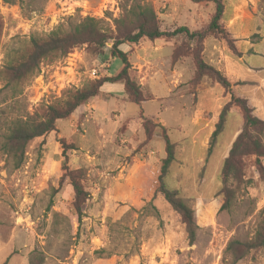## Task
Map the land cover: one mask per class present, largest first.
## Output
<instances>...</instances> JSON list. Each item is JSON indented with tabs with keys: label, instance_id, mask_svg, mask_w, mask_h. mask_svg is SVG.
I'll use <instances>...</instances> for the list:
<instances>
[{
	"label": "rangeland",
	"instance_id": "rangeland-1",
	"mask_svg": "<svg viewBox=\"0 0 264 264\" xmlns=\"http://www.w3.org/2000/svg\"><path fill=\"white\" fill-rule=\"evenodd\" d=\"M132 1L150 3L165 30L203 27L214 10V5L205 1ZM121 2L20 0L8 4L0 0V66L10 50L26 46L32 36L45 34L59 24L68 28L89 15L103 18L113 28V19L121 13ZM223 2L227 25L231 18L238 17L244 18L251 29L257 23L264 29V0ZM206 38L208 44L216 45V40L219 43L215 36ZM183 39L177 35L157 40V44L166 46H161L162 58L149 55V49L142 45L137 49L136 44L123 46L129 49L131 70L136 71L140 84L151 93L152 86L156 87L158 96L135 103L121 89L103 85V95L57 120L54 130L30 140L18 168L7 160L2 148L7 120L25 112L33 114L66 88H77L88 80L116 73L121 62L109 55L111 41H107L102 54H97L93 45L81 44L54 61L40 62L37 73L22 86L17 98H8L10 88H0V264H30L37 256L30 255L33 250L42 256V264H264V250L250 251L236 262L226 250L232 239L252 236L258 216L264 212V180L258 177L253 156L245 159L246 175L252 183L239 184L233 204L219 210L220 169L225 151L240 128V115L236 111L227 114L217 140L212 141L210 134L213 120L229 94L207 77L192 92L187 82L193 64L188 58L180 61L183 75L177 83L171 78L142 83L143 76L134 67L146 63L149 69L158 62L162 71L167 70L169 52ZM258 39V33L250 35L251 41ZM223 56L229 77H260V73L250 72L241 58L228 52ZM206 61H210L207 56ZM237 88L251 98L256 113L264 117V83L255 87L252 96L248 85L238 84ZM158 116L168 129L163 130L154 121ZM143 117L155 123L151 140L144 135ZM210 118L211 125L206 127L204 120ZM163 131H168L170 140L176 142L164 184L176 190L193 209L197 227L192 242L166 202L160 197L150 201L139 187L132 186L131 178L142 163L159 165L164 157ZM62 139L72 144L67 150L68 167L83 170L82 184L88 191L79 223L72 187L69 179L62 176Z\"/></svg>",
	"mask_w": 264,
	"mask_h": 264
},
{
	"label": "trees",
	"instance_id": "trees-1",
	"mask_svg": "<svg viewBox=\"0 0 264 264\" xmlns=\"http://www.w3.org/2000/svg\"><path fill=\"white\" fill-rule=\"evenodd\" d=\"M3 1L14 4L20 0ZM121 1V13L113 19V28L103 18L87 15L79 18L68 28L59 24L45 34L34 35L26 46L12 49L7 53L0 66V88H10L9 99L20 96L22 86L37 73L40 62H51L63 57L77 45H93L96 53L102 54L107 41H111L109 55L121 62L116 73L88 80L77 88H66L62 95L41 105L33 114L25 112L9 118L2 144L7 160H12L13 166L18 168L23 162L25 146L30 140L54 130L57 120L69 117L79 106L99 96L104 83H121L123 91L131 97L132 102L150 100L153 94L138 81L136 71L131 70L133 68L128 58L129 49L124 50L122 47H130L140 41L155 42L163 37L181 35L184 39L174 46L167 56L169 67H173L183 58H188L193 64V72L187 82L192 92L202 78L207 77L220 84L229 94L228 101L220 107L218 115L213 120L210 139L217 140L230 110L237 111L241 117L240 128L225 151L220 169L222 186L217 195L222 198V204L219 210L228 209L236 198L238 185L243 183L247 186L252 183V178L246 175L248 165L245 159L247 157H254L253 164L258 177L264 180V141L262 139L264 119L254 113L249 99L237 90L235 86L238 82L232 84L221 70L206 62L203 57V40L208 36L218 38L223 50L238 57L242 55L240 39L234 37L224 19L223 0H190L195 3L210 2L214 5L207 24L193 29L178 26L173 30L162 29L161 20L150 3ZM1 25L0 19V29ZM5 101L6 98L3 102ZM142 120L146 140H151L155 123L146 117ZM162 129L165 130V128ZM162 138L164 157L161 158L160 164L142 163L131 178L132 186L139 187L150 201L160 197L166 202L184 224L186 236L189 242H192L197 227L193 209L176 190L169 189L164 184V177L174 160L176 142L170 140L168 131H163ZM60 143L63 157L62 176L69 179L72 187V203L79 223L82 218V204L88 196V191L82 184L84 172L81 168L69 169L67 150L72 148V144L63 139ZM226 250L230 252L233 262L242 259L250 251L264 250V212L259 214L252 236L246 240L232 239ZM30 255L38 256L35 261L30 260V264H42L43 258L40 253L33 250Z\"/></svg>",
	"mask_w": 264,
	"mask_h": 264
},
{
	"label": "crops",
	"instance_id": "crops-1",
	"mask_svg": "<svg viewBox=\"0 0 264 264\" xmlns=\"http://www.w3.org/2000/svg\"><path fill=\"white\" fill-rule=\"evenodd\" d=\"M231 10L232 9H230V11ZM229 21L230 22H229L228 26H229L231 33L234 35L235 38L240 39V49H241L242 55L239 58H241L242 60H244V62L247 63V66H248L247 69L250 72H252V73L256 72L258 74L260 73L261 74L260 77H258V79L257 78H247V77H243L240 75H238V77L236 79L229 77L227 74V72H229V70L227 68H225V66H223V61H224L223 53L227 52V51H225L221 48V46L219 45L217 40H216V45H215V43H212V42L210 44H208L207 38L204 39V41H203L204 48L202 51L203 57L206 61V56H207L210 61H206V62L213 65L217 69L221 70L223 72V74L228 78V80L232 84L238 82V84H241V86L248 85L249 87H251V89L249 91V95L252 96L254 94L255 87H257L259 85V83H264V29H262L263 27H258V23L255 24L254 27L251 29V27H249V24L244 20V18L234 17V18H231ZM263 26H264V24H263ZM253 33L259 34L258 40H256V41L250 40V35ZM139 45H142V47L144 49H149V55L154 56V57H158V58H162V56H159V53H161V50H160L161 46L163 45L164 47H166L164 43H161V45H159V44H157L156 41L154 43L152 42V44H151V42H149L148 44H145L144 42H139L138 44H136L134 46V47H136L135 49H137V47ZM207 51H210V53L208 55H206ZM142 52L143 51L139 50L140 54H142ZM229 54H231V53H229ZM166 55H168V53ZM166 55L163 54V56H166ZM231 55H233V54H231ZM233 56H235V55H233ZM236 57H238V56H236ZM145 62L150 63L152 61L147 60ZM145 65H146V63H144V64L139 63L137 66L136 65L134 66V67L138 68L137 69L138 72L141 73L143 76V77H141L142 83L147 84L146 82L149 80L156 82L155 80L157 78L160 80H162V78H163V80L165 79L164 81H166V79L171 78L170 81H172V82L175 81L176 83L179 80L181 81L183 73L180 72V65H181L180 61H178L172 69L168 68L165 71L164 70L162 71L160 69L158 62L156 64L157 65L156 67H153V68L151 67L149 69ZM144 67H146L147 69H144ZM117 71H118V69H117ZM205 78L206 77H203L201 81H203ZM113 84L118 85V86H113ZM238 84H236V86H235L236 88H237ZM103 85H104V87H108V86L116 87V89H121V91H122L121 93H123V86L121 83H104ZM165 85H166L165 88L168 89L169 88L168 84H165ZM173 85H175V84H173ZM104 87L103 86L101 87L102 93H100V95L104 94L102 91V88H104ZM151 89L153 90L152 91L153 96L157 97L158 96L157 95L158 93L156 90L157 88L152 86ZM237 90H239V89L237 88ZM240 92L249 99L250 103L252 104V106L254 108V113L257 116H259L255 111V106L253 105L251 98L249 96H247L244 92H242V91H240ZM99 100H100V98H98V101ZM87 105H88V103H87ZM83 107H85V106H83ZM262 107L264 108V100L262 101ZM230 111H235V110H230ZM212 115L215 116L214 114H212ZM147 116H150V115H147ZM261 118L264 119V117H261ZM154 121H158L160 123V125L162 126V128L166 127L165 129H168V126H166V123L161 116H158V119H154ZM195 121H196V123H198L197 119H195ZM204 121H205L206 127H209L211 125V118L206 119ZM233 137H232V139H233ZM157 142H158V140H157ZM163 150H164V141H163Z\"/></svg>",
	"mask_w": 264,
	"mask_h": 264
}]
</instances>
